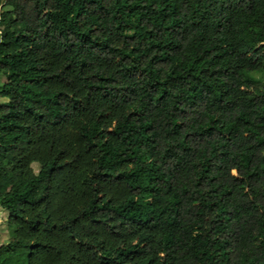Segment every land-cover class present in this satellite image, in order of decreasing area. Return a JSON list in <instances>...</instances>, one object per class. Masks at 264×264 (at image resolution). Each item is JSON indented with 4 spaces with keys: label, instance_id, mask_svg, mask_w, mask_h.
Returning <instances> with one entry per match:
<instances>
[{
    "label": "trees",
    "instance_id": "1",
    "mask_svg": "<svg viewBox=\"0 0 264 264\" xmlns=\"http://www.w3.org/2000/svg\"><path fill=\"white\" fill-rule=\"evenodd\" d=\"M0 76V264H264V0H0Z\"/></svg>",
    "mask_w": 264,
    "mask_h": 264
},
{
    "label": "rangeland",
    "instance_id": "2",
    "mask_svg": "<svg viewBox=\"0 0 264 264\" xmlns=\"http://www.w3.org/2000/svg\"><path fill=\"white\" fill-rule=\"evenodd\" d=\"M4 83V78L0 76V85ZM35 171H38V166L34 165ZM6 215L0 210V244L6 242L8 239V233L6 228Z\"/></svg>",
    "mask_w": 264,
    "mask_h": 264
}]
</instances>
